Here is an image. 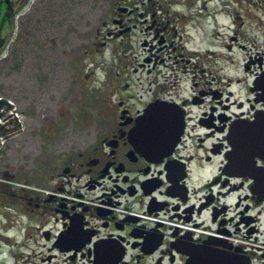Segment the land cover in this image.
I'll use <instances>...</instances> for the list:
<instances>
[{
  "label": "flooded vegetation",
  "instance_id": "1",
  "mask_svg": "<svg viewBox=\"0 0 264 264\" xmlns=\"http://www.w3.org/2000/svg\"><path fill=\"white\" fill-rule=\"evenodd\" d=\"M31 1L0 0V80L18 85L0 91V197L41 262L264 264V0H111L82 36ZM156 107L184 126L160 157L132 138Z\"/></svg>",
  "mask_w": 264,
  "mask_h": 264
},
{
  "label": "rangeland",
  "instance_id": "2",
  "mask_svg": "<svg viewBox=\"0 0 264 264\" xmlns=\"http://www.w3.org/2000/svg\"><path fill=\"white\" fill-rule=\"evenodd\" d=\"M110 1L111 0H32L31 3L28 5V8L32 7L35 3L36 5L38 3V7L40 8V11L44 14H48V15L57 14V15L72 16L73 20L76 19L79 24L80 35L82 36L83 35L82 28L88 24V20H92L93 24L97 26L98 21L102 18L104 14H106L109 11ZM32 2L34 3L32 4ZM160 2L163 3L165 5L164 7L168 10L169 0H160ZM176 9L180 10L181 13L185 12V9H182L180 7H177ZM71 24L72 23H70V25ZM86 30H89V29H86ZM39 41L40 39H38V43ZM19 50L21 52H19L16 55V57H14V61H18L22 63L19 64V66H17L16 68L15 78H18L20 82L24 83L25 85L28 79V76H27L28 70L24 69L22 66L24 62L27 60V57L25 56V53L23 52L22 48H20ZM121 51L122 50H120V52ZM129 51L136 52L135 49H132ZM130 52H128V54H130ZM103 54H105V56L101 55L97 57L96 61H102V62L106 61L107 62L108 56H109L111 58L110 61L116 64L121 62V57L119 56V53L112 55L110 54V52L105 51ZM131 56L130 57L133 59L132 61L135 63L137 61V58H135L134 54L132 53H131ZM41 61H44V59H42ZM80 61H84V60L80 59ZM86 61H89V59H87ZM9 71L10 69L8 66H4L0 68V74H2L1 77L7 78ZM36 73L39 76V72L34 70V75ZM32 74H33L32 72H29L30 78L35 77V76H32ZM6 78L4 80H0V91H2L3 95H13L9 88H14V86L17 87L18 85L17 84L14 85L15 82L12 84ZM137 78H138L137 75L134 76V79H137ZM137 89L139 88L135 86L134 93H138ZM16 96L21 101V108L23 109V102L26 96L25 95L23 96L16 95ZM1 165L2 166H0V169L3 167L2 163ZM31 167L33 168V166ZM0 198L2 200V202H0V255H3V253H6V255L4 256H7L6 258H9V261L6 264H44L41 262V259L45 257L44 255L45 248L42 247L43 241L41 239L40 231L32 232L33 236L30 240H28L26 237L22 239L21 234L27 233L26 231L28 230L26 222L23 221L18 216L10 215V211L6 209V208H9L8 201L4 200L3 197H0ZM4 206L6 208H4ZM4 212H7L8 214ZM18 235L20 236L18 237ZM15 237L18 238L17 239L18 242L17 244L15 242V246L13 249V244H14L13 239ZM16 250H21L23 253L21 258L19 259V262L17 261L18 260V258H16L17 256L14 257L16 261H13L11 256L12 255L15 256V253L9 252V251H16ZM4 256H0V261L4 259L3 258Z\"/></svg>",
  "mask_w": 264,
  "mask_h": 264
},
{
  "label": "water",
  "instance_id": "3",
  "mask_svg": "<svg viewBox=\"0 0 264 264\" xmlns=\"http://www.w3.org/2000/svg\"><path fill=\"white\" fill-rule=\"evenodd\" d=\"M5 103V101H1L0 108L1 105ZM158 110H161V108L156 107L149 109L146 116H143L138 121V125L132 133V138L135 141L138 140V142L143 145V149H145L144 151L151 156H156L158 154L159 156L169 155L180 140L184 127L183 117L181 115L171 114L158 117L156 112L166 114L172 113L168 109H164L163 111ZM233 136L236 138L237 143L242 142V132L237 131ZM234 156H236L238 161H246L247 163L252 157L250 151L247 152L240 146L236 147V152L233 154V157ZM243 187L244 186L239 185L238 187H235L234 190H240ZM155 201V198H153L152 202L155 203Z\"/></svg>",
  "mask_w": 264,
  "mask_h": 264
}]
</instances>
